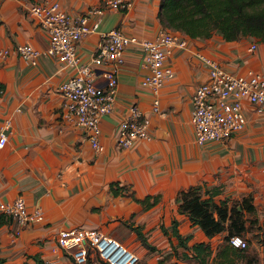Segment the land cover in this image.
<instances>
[{"label":"crops","instance_id":"crops-1","mask_svg":"<svg viewBox=\"0 0 264 264\" xmlns=\"http://www.w3.org/2000/svg\"><path fill=\"white\" fill-rule=\"evenodd\" d=\"M33 1L41 0H0V49H10L7 56L0 57V131L6 134L0 147V202L22 196L29 209L41 210L43 218L32 226L20 227L3 215L0 264H35V254L49 263H65L66 254L55 240L60 229L86 225L109 234L104 229H111L133 212V221L144 229L159 224L168 229L173 219L183 227L199 229L178 211L177 191L189 186L201 185L202 190L218 186L216 201L251 193L256 206L257 200L264 198V152L256 159L254 153L242 150L251 145L242 140L246 129L264 132V116L244 101V129L224 142H209L216 145H197L190 122L192 92L208 75L197 54L217 60L234 73L261 71L264 43L250 36L227 41L214 33L205 39L189 38L187 48H173L165 63L172 67L174 77L166 80L159 92L163 115L151 111L152 93L141 85L145 70L139 48L128 46L118 70L113 109L99 121L103 149L97 152L83 128L59 116L63 98L57 87L75 74L76 68L63 66L44 52L49 36L27 11V4ZM57 1L75 15L102 0ZM130 1L128 9L108 10L98 16V28L79 40L77 53L82 63L90 61L101 34L111 28L142 38L156 35L161 27L159 0ZM254 42L257 46L250 50ZM24 43L42 51L33 64L14 52L17 44ZM132 103L148 115L151 138H139L131 146L119 148L116 128ZM259 142L253 144L262 149L264 143ZM250 158H254L252 162ZM112 181L129 186L138 198L157 194L159 201L143 209L129 196H114L109 191ZM127 231L123 237L116 234L122 242L136 239ZM133 245L140 253L149 251L137 239Z\"/></svg>","mask_w":264,"mask_h":264},{"label":"built area","instance_id":"built-area-1","mask_svg":"<svg viewBox=\"0 0 264 264\" xmlns=\"http://www.w3.org/2000/svg\"><path fill=\"white\" fill-rule=\"evenodd\" d=\"M130 6V0H102L85 12L73 15L57 0L27 4L28 13L48 33L49 41L44 52L57 58L63 66L76 68V73L57 87L63 98L59 116L83 128L88 143L97 152L103 149L99 121L113 109L118 70L124 64L126 48L130 45L139 48L145 70L141 85L152 93L151 111L163 115L159 101L160 88L166 80L174 77L172 67L165 60L173 48L188 47L186 36L166 27H160L153 38H142L120 28H111L101 34L90 61L82 63L77 44L83 36L98 28L97 17L105 11L125 10ZM256 46L254 42L249 49L253 50ZM14 52L31 64L42 53L29 43L17 44ZM9 53L10 49H0V57ZM197 55L207 66L208 75L194 87L191 95L190 122L194 141L197 145L224 142L245 127L244 101L250 104L255 113H264V70L234 73L209 56L202 53ZM148 125V115L136 103L130 104L117 125L116 145L127 148L139 138L150 139ZM5 141L6 134L1 130L0 147ZM0 214L8 216L20 227L32 226L43 218L41 210L29 209L22 196L0 202ZM55 240L66 254V264H90L93 255L105 264H137L139 261V256L121 240L98 228L83 225L62 228ZM229 243L243 248L246 240L235 235L229 238Z\"/></svg>","mask_w":264,"mask_h":264},{"label":"trees","instance_id":"trees-1","mask_svg":"<svg viewBox=\"0 0 264 264\" xmlns=\"http://www.w3.org/2000/svg\"><path fill=\"white\" fill-rule=\"evenodd\" d=\"M157 18L161 27L179 32L188 39H205L217 33L227 41L250 36L257 42L264 43V0H159ZM109 191L114 196L131 197L140 203L143 209H148L159 201L157 194H147L138 198L129 186L120 185L118 181L109 183ZM203 193L207 196H203ZM218 193H220L218 186L202 190L201 185H193L180 189L176 194L178 211L188 217L191 225L198 226L208 239L226 232L225 243L220 246L217 255L221 257L220 263L232 264L233 254L239 247L231 245L229 238L235 235L243 236L247 220L245 213L254 214L256 206L251 193L242 194L231 203L229 202L233 198L227 197L216 201L214 196ZM0 215L2 222L4 217L3 214ZM134 217L133 212L129 220H124L122 223L135 233V238L147 250H156L155 245L148 241L143 232V226L133 224ZM171 222L170 229L162 224L160 227L163 234L176 238L177 242L173 250L175 255L192 260L196 264H207L211 255L210 243L202 240L189 245L188 240L191 239V235L184 236L180 233L177 220L173 219ZM250 222L254 223V220L250 219ZM32 258L35 264H56L45 261L38 254L32 255ZM99 261L105 264L102 260ZM170 264H178V262L174 261Z\"/></svg>","mask_w":264,"mask_h":264},{"label":"rangeland","instance_id":"rangeland-1","mask_svg":"<svg viewBox=\"0 0 264 264\" xmlns=\"http://www.w3.org/2000/svg\"><path fill=\"white\" fill-rule=\"evenodd\" d=\"M253 38V37H252ZM255 42L256 39H253ZM263 115V114H258ZM261 121H264V117L261 119ZM249 129H246L243 133V139L244 142L251 144L250 146L245 145V149H243L242 145L239 144L240 149L242 148L243 153H254L255 158L257 159L259 155L264 152V147L261 149L259 146L257 147L253 143H264V132L260 131L257 133H250L248 132ZM258 131V130H256ZM254 141V142H253ZM207 145H211L215 143L207 142ZM236 145V144H235ZM257 149H255L254 147ZM261 149V150H260ZM244 155V154H243ZM242 156V155H241ZM261 158V156L259 157ZM254 158L248 159L250 162H252ZM264 160V157L261 158ZM261 159L259 161H261ZM234 199L233 198L229 203H231ZM258 203L256 205V212L254 214H248L245 213L246 220V230L243 232V238L246 240V246L243 248H237L236 253L233 254V262L232 264H264V198H259ZM97 211V210H96ZM250 219L254 220L253 222H250ZM126 220H129L128 218ZM122 221L116 223L115 226H113L111 229H104L105 231L110 232V235H117L119 237H123L127 234V230L123 228L121 225ZM121 224V225H120ZM134 225L135 221H133ZM86 226V225H83ZM119 226V227H118ZM121 226V227H120ZM87 227V226H86ZM183 227V225L178 224V230L180 233L184 236L191 235V239L188 240V244L191 245L194 242L199 241H206L209 242L211 245V255L209 256L207 264H222L220 263V256L217 255L220 246H222L225 243V235L226 232L216 234L212 238L208 239L204 237L203 232L200 229ZM97 228V227H96ZM99 229V228H98ZM170 229V228H168ZM143 232L146 234L148 241L151 243L154 242V245L156 246L155 252L151 255L149 254L150 251H146L145 253L138 252L135 248L133 243H135L136 239H130L128 242V239L126 242L123 241V243L131 249L133 252H135L139 256V261L137 264H170L171 262L177 261L178 264H196L194 261L189 260L187 258H180L177 257L174 253V246L177 242L176 238L173 236H165L163 234L160 224L158 226H154L148 229L142 228ZM117 234V235H116ZM135 233L131 231V236H133ZM118 238V237H117ZM119 239V238H118ZM121 240V239H119ZM122 241V240H121ZM234 242H237L235 240ZM190 254V251H188ZM56 264H66L64 262H55ZM91 264H102L98 257L93 255Z\"/></svg>","mask_w":264,"mask_h":264},{"label":"water","instance_id":"water-1","mask_svg":"<svg viewBox=\"0 0 264 264\" xmlns=\"http://www.w3.org/2000/svg\"><path fill=\"white\" fill-rule=\"evenodd\" d=\"M127 230H129V228Z\"/></svg>","mask_w":264,"mask_h":264}]
</instances>
